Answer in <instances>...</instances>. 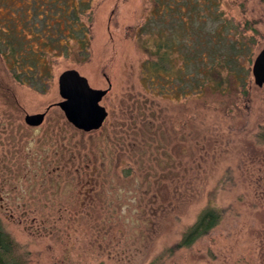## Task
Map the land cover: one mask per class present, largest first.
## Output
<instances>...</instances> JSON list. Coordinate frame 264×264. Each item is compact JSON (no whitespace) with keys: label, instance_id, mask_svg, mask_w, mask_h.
Wrapping results in <instances>:
<instances>
[{"label":"rangeland","instance_id":"1","mask_svg":"<svg viewBox=\"0 0 264 264\" xmlns=\"http://www.w3.org/2000/svg\"><path fill=\"white\" fill-rule=\"evenodd\" d=\"M218 2L248 47L245 84L223 93L167 95L144 82L149 0H91L87 52L72 43L68 57H46L43 89L15 80L0 55V225L23 264H264V86L251 74L264 0ZM68 70L109 89L100 129H75L56 106ZM42 113L40 126L24 123ZM205 208L220 223L165 253Z\"/></svg>","mask_w":264,"mask_h":264},{"label":"trees","instance_id":"2","mask_svg":"<svg viewBox=\"0 0 264 264\" xmlns=\"http://www.w3.org/2000/svg\"><path fill=\"white\" fill-rule=\"evenodd\" d=\"M149 1L150 17L140 30L147 34L141 46L149 56L142 66L144 82L167 95L184 97L205 90L223 93L245 84L247 71L240 58L248 52L246 38L222 18L218 0ZM90 7L91 0H0V55L13 78L43 89L46 81L41 78L49 73L43 67L46 57H68L72 43L86 53L89 32L80 17ZM182 41H187L184 50L189 55L181 58L178 68L174 55L183 50ZM257 137L264 142V128ZM221 214L215 208L202 210L165 253L190 248L220 223ZM15 250L0 225V264H23Z\"/></svg>","mask_w":264,"mask_h":264},{"label":"water","instance_id":"3","mask_svg":"<svg viewBox=\"0 0 264 264\" xmlns=\"http://www.w3.org/2000/svg\"><path fill=\"white\" fill-rule=\"evenodd\" d=\"M251 74L254 84L264 86V48L255 56ZM58 94L62 99L56 106L62 111L66 121L75 129L91 132L100 129L107 117L106 110L100 105L108 90L92 89L87 80L75 70L63 72L58 77ZM45 113L26 115L24 123L29 127L40 126Z\"/></svg>","mask_w":264,"mask_h":264}]
</instances>
